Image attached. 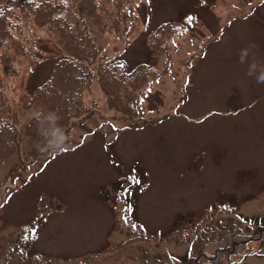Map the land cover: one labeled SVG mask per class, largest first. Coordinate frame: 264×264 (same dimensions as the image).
I'll return each mask as SVG.
<instances>
[{"label":"rangeland","instance_id":"obj_1","mask_svg":"<svg viewBox=\"0 0 264 264\" xmlns=\"http://www.w3.org/2000/svg\"><path fill=\"white\" fill-rule=\"evenodd\" d=\"M104 3L102 16L122 18L118 31L129 22L121 35L77 7L66 14L74 33L92 36L98 55L62 126L63 150H37L24 132L32 111L15 96L47 77L62 53L57 37L39 38L10 82L19 141L0 156V259L18 263L40 253L52 257L47 264H264V83L240 62L241 50L254 44V71H264V0ZM164 24L170 39L164 34L150 50L151 32ZM179 25L186 30L174 37ZM119 58L117 71L144 61L167 67L138 100V114L121 111V86L97 79L99 62ZM205 211L209 218L186 240L134 239L84 261L131 237L130 220L168 233L196 224ZM27 226L34 233L25 243L18 235Z\"/></svg>","mask_w":264,"mask_h":264},{"label":"trees","instance_id":"obj_2","mask_svg":"<svg viewBox=\"0 0 264 264\" xmlns=\"http://www.w3.org/2000/svg\"><path fill=\"white\" fill-rule=\"evenodd\" d=\"M73 7L88 14L104 31L121 33L118 31L121 17L112 20L101 15V12H107L104 0H0V156L16 148L19 141L18 111L10 104L8 96L11 92L10 82L20 73L21 58L32 55L28 50L34 47L39 38L57 37L62 53L52 63L49 74L40 84L26 93H15L20 107L32 111L24 132L35 141L37 150H41L43 143L33 113L40 108L55 111L60 115L59 123L63 126L72 113L77 93L91 79L90 63L98 55V47L86 30L79 34L73 32L66 15ZM168 26L164 24L160 30L151 32L149 43L152 49L158 48L157 43L164 34L166 39H170L172 34L169 35L168 30L166 31ZM36 59L35 56L34 60ZM119 67H124L121 60L99 62L95 67L97 79L121 86L126 96L125 102L121 104V111L126 115L137 114L140 111L138 100L157 73L148 63H141L127 71H117ZM5 76L12 77L7 79ZM8 117L10 119L6 120ZM207 217L208 215L200 219L204 221ZM188 224V229L181 235L173 230L168 234L149 233L138 225L130 226L129 231L135 233L134 239L160 240L172 237L180 242L188 239L194 231L192 223ZM22 237L28 238L26 232ZM36 260L38 258L33 257L26 264H37ZM0 264L16 263H11L7 255H4Z\"/></svg>","mask_w":264,"mask_h":264},{"label":"clouds","instance_id":"obj_3","mask_svg":"<svg viewBox=\"0 0 264 264\" xmlns=\"http://www.w3.org/2000/svg\"><path fill=\"white\" fill-rule=\"evenodd\" d=\"M255 47L256 45L250 44L247 48L242 49L240 53V62L243 64L247 61L248 76L254 77L257 83H264V71H254L258 60L255 55L252 54V49ZM250 55H252L251 60L248 59ZM33 117L37 121L39 135L43 145L51 151L63 150L66 146L68 137L59 123L61 120L60 115L55 111L40 108L33 113Z\"/></svg>","mask_w":264,"mask_h":264},{"label":"crops","instance_id":"obj_4","mask_svg":"<svg viewBox=\"0 0 264 264\" xmlns=\"http://www.w3.org/2000/svg\"><path fill=\"white\" fill-rule=\"evenodd\" d=\"M240 18H241V17H240ZM243 18H249V17L244 15Z\"/></svg>","mask_w":264,"mask_h":264},{"label":"snow or ice","instance_id":"obj_5","mask_svg":"<svg viewBox=\"0 0 264 264\" xmlns=\"http://www.w3.org/2000/svg\"><path fill=\"white\" fill-rule=\"evenodd\" d=\"M189 19H192L191 17H189ZM0 206H2V205H0Z\"/></svg>","mask_w":264,"mask_h":264}]
</instances>
